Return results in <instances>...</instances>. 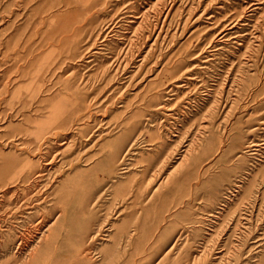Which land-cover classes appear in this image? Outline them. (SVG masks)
Returning <instances> with one entry per match:
<instances>
[{"label":"rangeland","instance_id":"374dc122","mask_svg":"<svg viewBox=\"0 0 264 264\" xmlns=\"http://www.w3.org/2000/svg\"><path fill=\"white\" fill-rule=\"evenodd\" d=\"M0 264H264V0H0Z\"/></svg>","mask_w":264,"mask_h":264},{"label":"bare ground","instance_id":"6f19581e","mask_svg":"<svg viewBox=\"0 0 264 264\" xmlns=\"http://www.w3.org/2000/svg\"><path fill=\"white\" fill-rule=\"evenodd\" d=\"M122 160V159H121ZM42 174V173H41ZM44 174V173H43ZM114 186H116V185H114V183L113 184H106L104 187H102V189L96 194V196L95 197H93V199H92V201H91V208L92 207H95L99 202H100V200L103 198V196L108 192V190L111 188V189H113L114 188ZM90 208V209H91ZM38 241V240H37ZM32 243H34V242H32ZM32 243L30 244V245H28V249H29V247H31V245H32ZM34 247H32L31 249H33V248H35V246H37V243H36V245H33ZM30 249V250H31ZM27 256V255H26Z\"/></svg>","mask_w":264,"mask_h":264}]
</instances>
